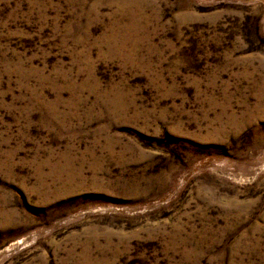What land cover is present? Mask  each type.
<instances>
[{
  "label": "rangeland",
  "instance_id": "374dc122",
  "mask_svg": "<svg viewBox=\"0 0 264 264\" xmlns=\"http://www.w3.org/2000/svg\"><path fill=\"white\" fill-rule=\"evenodd\" d=\"M0 264H264V0H0Z\"/></svg>",
  "mask_w": 264,
  "mask_h": 264
}]
</instances>
